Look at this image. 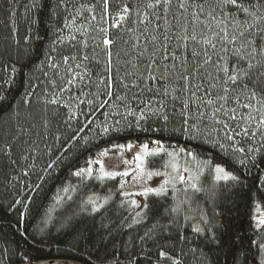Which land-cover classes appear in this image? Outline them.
<instances>
[{"label": "trees", "instance_id": "obj_1", "mask_svg": "<svg viewBox=\"0 0 264 264\" xmlns=\"http://www.w3.org/2000/svg\"><path fill=\"white\" fill-rule=\"evenodd\" d=\"M72 2L76 9L69 15L60 0H0V264H25V257L28 263L172 264L168 257H174L179 258L181 264H264V250L259 247L264 244V227L257 228L254 219L255 207L260 204L264 209V145L259 134L251 143H242L243 139L236 137L238 146L244 147L246 153L249 147L260 149L259 153H248L255 157L253 163L239 152H232L233 142L224 137L223 131H213L210 122L202 129L209 137L208 143L189 140L174 131L181 123L178 114L169 115L166 127L162 120L149 121L153 129L160 130L148 132L136 128L134 117L130 116L131 127L99 137L96 124L104 120L102 111L113 110L111 106L92 111L88 119L94 122L85 128L84 115L71 122L67 117L73 110H82L87 115L86 104L76 109L75 101L71 102V108L44 103L48 93L53 91L50 81L55 79L59 87L60 76L65 75L64 56L81 53L89 56L85 63L90 69L91 82L80 81L73 87V97L93 98L87 94L97 91L98 74L108 75L102 71L107 46L101 44L97 21H91L86 34L76 30L81 19L72 23V15H76L77 10L81 17L90 16L86 7L93 0ZM123 2L131 5L135 0ZM81 4L85 9H79ZM110 10H116L111 3ZM172 11L179 14L175 0ZM118 32V29L111 30L117 40L112 46L115 67L111 75L117 81L113 91L116 95L126 94L130 106L138 110L135 95L153 102L159 97L147 91L140 93L136 88L120 87L118 81L125 72H143L144 69L126 63L131 57L125 54L126 48ZM72 36L76 39L70 41ZM84 40L88 42L86 48ZM97 59L100 63H96ZM53 63L61 65L60 76L49 67ZM137 78L129 77L128 82ZM103 88L101 85V98L106 99ZM26 96L30 97V103H25ZM64 100L68 101L67 93ZM117 103L114 95L110 104ZM119 111L125 112L123 105ZM168 111L172 112L171 102ZM229 123L234 126L235 122ZM85 139L89 143L85 144ZM153 140H160L169 151L178 152L182 147L196 153L198 160L210 158L213 165L223 166L239 177V181L216 182L214 173L205 169L199 180L201 192L173 193L170 188L167 197L149 195L146 200L149 207L143 211L141 219L136 213L142 211L144 203L136 208L130 203L133 198L121 195L124 190L119 188L120 178L101 184L95 179L81 181L72 175L79 168L87 167V159L95 158L102 148L147 142L152 149L157 147ZM216 141L223 143L225 150L212 147ZM7 146H11L10 155L2 151ZM167 159L161 154L149 157L147 163L150 168L162 169ZM241 159H245L247 166L240 163ZM180 160L185 163L184 159ZM196 164L197 161L188 158L187 166L193 173L199 171ZM65 187L75 189L68 193L71 199L57 202L58 197H65ZM183 187L177 185L178 189ZM110 193L112 198L99 211L93 212L91 205H85L93 194L101 197L97 203L103 204L102 198ZM173 196L176 201H191V207L187 203L182 205L176 222L168 211L176 202ZM22 211L25 217L21 226L19 213ZM197 226L204 229L203 234L193 231ZM161 251L165 257H161Z\"/></svg>", "mask_w": 264, "mask_h": 264}, {"label": "snow or ice", "instance_id": "obj_2", "mask_svg": "<svg viewBox=\"0 0 264 264\" xmlns=\"http://www.w3.org/2000/svg\"><path fill=\"white\" fill-rule=\"evenodd\" d=\"M110 3L115 6L114 12L110 10ZM60 4L69 15L76 9L72 0H60ZM173 7L174 0H135V3L131 5L124 3L123 0L119 3L117 0H93V3L86 7L90 13L89 17H81L77 10V14L72 15V23L76 24V20L81 19L82 22L76 29L78 32L88 33L91 21H97L96 31L102 34L101 44L107 46L105 50L107 60L102 71L108 75L98 74L95 81L97 91L87 94L93 98L73 97V87L80 81L87 79L91 82L90 69L85 63L89 60V56L85 53L79 56L76 54L64 56L62 63L65 75L59 74L60 64L49 65L56 70L55 74L60 76V85L57 86L55 79L50 81L53 91L48 93L44 103L71 108V102L75 101L76 109H79V105L86 104L89 108L87 115L82 110H73L67 117L68 122H71L74 119L79 120L84 115L83 127L85 128L94 122L88 119L92 111L111 106L113 110L102 111L104 120L96 124L99 137L131 127L132 122L128 120L130 116L134 117L136 128L148 132L160 130L153 129L149 121L162 120L163 126L166 127L169 115L178 114L181 123L174 131H178L182 137H187L189 140L208 143L209 137L203 134L202 129L208 127L210 122L213 125V131H223L224 137L233 142L232 152H239L255 163V157L248 156V153H259L260 149L249 147L246 153L244 147L238 146L236 137L255 139L259 134L261 144L264 145V0H175V7L179 14L172 11ZM79 9H85V5L81 4ZM170 15L171 19H169ZM65 19L67 23V17ZM112 29L119 30L117 35L121 36L126 48L125 54L131 57L126 63L134 68L144 69L143 72H125L118 81L120 87L126 90L136 88L140 93L147 91L159 97L153 102L135 95L133 99L139 105L138 110L130 106L126 94L116 95L113 91L117 81L111 75L115 67L112 46L117 43V40L111 34ZM125 35L127 39L123 38ZM75 39L76 37L72 36L70 41ZM57 40H61V37L58 36ZM82 43L85 48L88 46L87 40ZM96 63L100 61L97 59ZM129 77L138 78L128 82ZM101 85L104 86L103 96L106 99L101 98ZM65 93L68 94L67 102L64 100ZM114 95L119 103L110 104ZM30 102V97L26 96L25 103ZM169 102L172 107L171 113L168 111ZM153 104L156 106L154 107ZM122 105L125 108L123 113L119 111ZM229 121L235 122L234 126ZM216 125L220 127L216 128ZM84 142L89 143L87 139ZM152 143L157 147L150 149L149 143H142L139 151L134 154L133 161L122 159V163L126 166L134 165L131 169L126 167L123 171L109 170L104 162V158L109 157L113 151L121 158L125 149L131 151L134 144L129 142L112 144L100 149L95 158L90 156L87 159V167L79 168L72 175L81 181L95 179L101 184L119 176L121 190L128 182L124 178L130 175L133 176L134 182L150 180L153 176L165 177L159 187L153 188L141 184L142 190L134 195L142 196L145 200L149 195L159 198L167 197L169 187L173 193L201 192L199 180L205 169L214 173L216 182L239 181V177L228 172L223 166L213 165L210 158L198 160L196 153L182 147L178 152L169 151L160 140H153ZM211 146L225 150V145L219 141L212 143ZM2 151L10 155L11 146L5 147ZM161 154L168 157L166 161H163L164 170L146 167L149 157ZM188 158L197 161L198 172L193 173L187 166ZM180 159L185 160L184 165L179 163ZM240 163L247 166L245 159H241ZM51 166L50 164L49 167ZM169 168L171 171L167 170ZM177 184L184 187L178 189ZM74 190V188L65 187L63 189L65 197H58L57 202L60 199L70 200L71 195L68 193ZM121 195L129 196L133 193L121 191ZM111 198L110 193L102 198L103 204H98L97 201L101 197L93 194L85 201V205H91V210L96 212ZM172 199L176 201L175 196ZM16 203L19 204L20 201ZM130 203L136 208H141V204L136 200ZM185 203L191 207V201L186 199L176 201L168 209L173 214V222H176V217L180 215L182 205ZM148 207L145 202L142 211L137 212L136 216L143 219V211H146ZM84 210H87V207ZM19 216V223L22 226L25 212H20ZM184 219L187 221L188 217L185 216ZM256 226L264 227V216L257 220ZM193 231L203 234L204 229L197 226L193 228ZM259 247L264 250V244H260ZM160 255L166 256L163 251ZM168 258L172 260V264H181L179 258ZM25 264H28L27 257H25Z\"/></svg>", "mask_w": 264, "mask_h": 264}, {"label": "rangeland", "instance_id": "obj_3", "mask_svg": "<svg viewBox=\"0 0 264 264\" xmlns=\"http://www.w3.org/2000/svg\"><path fill=\"white\" fill-rule=\"evenodd\" d=\"M257 136H258V134H257ZM257 136H256V138H257ZM256 138L255 139H243L242 143L255 142L257 140ZM139 149H140V145L139 144H134V147L132 148L131 151H128L127 149H125L123 151V157L122 158L120 156H118L113 151L112 153H110L109 157H105L104 158V162H105L106 168H108L109 170H116V171H123V170H125L126 167L131 169L132 167H134V165L126 166L124 163H122V159H126L128 161H133L134 154L137 153L139 151ZM179 163L181 165H184V163L181 160H179ZM146 167L150 168L147 162H146ZM150 169H153V168H150ZM161 170H164V168H162ZM167 170L171 171L170 168L167 169ZM185 175H187V173H185ZM116 178H120L121 179V177H119V176L116 177ZM164 178L165 177H163V176H153L150 180H145V181L137 180V181L134 182L133 181V176L130 175L129 177L124 178L128 182L125 183L123 190L128 192V193H133V195H129V196H126V197H128V198L131 197V198H133L134 200H136L138 203H140L142 205L143 203L146 202L145 198L142 197V196H139V195H134V193H137V192L142 190L141 184L143 183V184H146V186L153 187V188L159 187L160 184L163 182ZM170 188L171 187H169V189ZM262 216H264V209L262 208V206L260 204H258L255 207V211H254L255 223Z\"/></svg>", "mask_w": 264, "mask_h": 264}, {"label": "water", "instance_id": "obj_4", "mask_svg": "<svg viewBox=\"0 0 264 264\" xmlns=\"http://www.w3.org/2000/svg\"><path fill=\"white\" fill-rule=\"evenodd\" d=\"M28 264H80L72 261H41V262H31Z\"/></svg>", "mask_w": 264, "mask_h": 264}]
</instances>
